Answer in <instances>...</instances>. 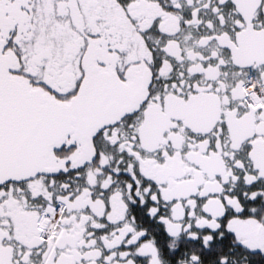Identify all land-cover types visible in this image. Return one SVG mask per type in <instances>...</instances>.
I'll return each instance as SVG.
<instances>
[{
    "label": "snow or ice",
    "instance_id": "1",
    "mask_svg": "<svg viewBox=\"0 0 264 264\" xmlns=\"http://www.w3.org/2000/svg\"><path fill=\"white\" fill-rule=\"evenodd\" d=\"M0 264H264V0H0Z\"/></svg>",
    "mask_w": 264,
    "mask_h": 264
}]
</instances>
